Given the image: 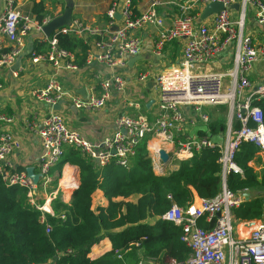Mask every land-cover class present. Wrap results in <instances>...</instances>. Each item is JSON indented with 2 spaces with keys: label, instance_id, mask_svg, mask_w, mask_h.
<instances>
[{
  "label": "built area",
  "instance_id": "1",
  "mask_svg": "<svg viewBox=\"0 0 264 264\" xmlns=\"http://www.w3.org/2000/svg\"><path fill=\"white\" fill-rule=\"evenodd\" d=\"M214 2L221 3L222 9L202 19L204 7ZM16 3L1 0L0 71L13 66L26 51V38L30 34L37 36L35 46L29 51L31 62H46L51 68L47 82L33 92L50 113L39 123L33 119L26 123L40 147L35 173L43 202H37V184L27 175V168L18 171L7 161L20 148L19 141L8 131L0 133V177L7 186L20 185L27 189L28 203L41 212L40 222L45 223L44 213H51V200H63V194L74 186L67 182L45 193L52 180L51 172L62 163L67 146L77 147L97 160L100 167L109 163L128 166L136 147L146 138H149L148 149L154 138L162 140L177 159L189 158L202 149L218 148L219 193L186 207L173 203L159 216L180 226V240L189 249L184 259L166 258L161 264H264V219L238 222L232 209L248 199V191H233L226 184L228 174H243L234 161L241 142L253 144L264 155L263 113L252 104L254 99L264 98V80L252 84L247 76L254 63L264 61V43L246 32L249 20L264 27V0H149L143 9H138L134 0H111L105 12L104 28L75 19L54 29L50 36L44 34L43 28L53 17L37 18L19 10ZM234 3L238 4L237 9L232 7ZM58 35L82 40L87 46V67L96 63L110 70V74L99 78L98 94L82 98L63 88L60 75L64 71L74 72L78 67L74 53L59 45ZM145 47L150 60L134 80L152 84L157 97V113L153 118L142 114L140 101L129 98L126 91L128 59L140 55ZM223 62H229L230 67L219 71L217 66ZM113 94L119 97L114 107L117 112L112 118L113 128L98 142H91L70 128L63 115L53 109L67 97L75 108L99 110ZM209 104L227 106L221 142L207 135L190 134L192 127L206 125L208 114L203 108ZM11 120L0 112V122ZM235 121L239 127L233 129ZM151 149L155 150L151 153L152 169L158 172L161 149ZM200 219L209 224L207 228L199 225ZM249 222L254 224L248 226ZM46 226L47 233L49 226Z\"/></svg>",
  "mask_w": 264,
  "mask_h": 264
},
{
  "label": "trees",
  "instance_id": "2",
  "mask_svg": "<svg viewBox=\"0 0 264 264\" xmlns=\"http://www.w3.org/2000/svg\"><path fill=\"white\" fill-rule=\"evenodd\" d=\"M33 12L37 18L44 16L43 0L33 3ZM57 39L62 48L74 53L78 68L86 66L87 46L80 39L71 35H58ZM252 104L261 108L264 119V98L254 99ZM218 106L219 111L206 112L208 121L196 125L195 134L221 142L226 114L224 105ZM237 127L235 121L233 129ZM148 139L136 147L128 166L109 163L100 167L77 147H65L56 169L64 162L76 165L78 184L69 201L51 200L45 223L40 222L41 212L28 203L27 189L7 186L0 177V264H138L146 258H156L161 264L166 258L184 259L189 249L180 240V226L159 216L173 203L186 207L195 202V195L202 199L219 193V150L202 149L189 158H174L175 171L157 173L152 169ZM234 161L243 174H228L227 186L233 191L246 189L252 196L234 207L232 214L238 222L263 219L264 157L253 144L241 142ZM52 173L49 186L53 187L48 186L45 193L57 187L59 177ZM97 189L107 203L92 208L91 196ZM37 192H42L40 183ZM129 196L136 197L122 199ZM43 200L44 196L37 202ZM199 225L207 228L209 224L200 219ZM103 239L111 248L90 257L91 247Z\"/></svg>",
  "mask_w": 264,
  "mask_h": 264
},
{
  "label": "crops",
  "instance_id": "3",
  "mask_svg": "<svg viewBox=\"0 0 264 264\" xmlns=\"http://www.w3.org/2000/svg\"><path fill=\"white\" fill-rule=\"evenodd\" d=\"M38 1L39 0H17L16 6L22 12L36 16L33 12V3ZM110 1L111 0H54L53 10L49 15L51 18L60 16L64 12V8H66L68 2H71L70 20L76 19L90 26L104 28L106 25L105 12ZM48 2H50V0H43L44 14L46 13ZM148 2L149 0H134L138 9L145 8ZM246 32L264 43V27L258 26L253 20H249L246 25ZM36 38V34L27 36L26 51L16 59L13 66L0 71V83L2 84V88L0 89V112L12 118L9 123L0 122V133L3 131L10 132L20 143V148L8 156L7 161L15 169L20 168V170H23L32 167L34 173L38 165L40 147L36 135L27 129L26 123L31 119L39 123L50 113V109L45 104L36 100L33 92L44 86L51 74V68L46 62L40 61L36 64L31 62L29 51L31 47L35 46ZM140 55H142L141 59L136 60L132 65H128L126 68V91L129 98L131 97L140 101L142 105L140 112L147 118H153L157 113V97L155 90L152 88L150 81L140 84L134 80L136 73L150 60L147 47L143 49ZM229 67V62H223L220 66H217L219 71H225ZM108 74H110V70L95 63L90 67L84 66L83 68H78V70L74 72L64 71L60 77L61 84L68 93L73 96L84 98L90 94H98V80ZM247 76L252 84L263 81L264 61L259 60L254 63ZM111 97L112 98L106 102L105 107L99 110L75 108L71 100L66 97V99H64L65 103L60 105L57 111L63 115L66 124L70 128L81 133L87 140L98 142L105 134L110 133L113 128L112 118L117 112V108L114 107H116L119 97L115 94ZM203 110L208 112L210 108L209 106H205ZM189 111L192 117H195L191 108H189ZM191 133L195 134L194 127L191 128L190 134ZM153 141L160 143V148L170 155V161L166 164L163 171H175L178 165L173 161L175 157L171 152V148H167L165 142L155 138L150 142V145ZM149 150L152 151L151 148H149ZM259 154L262 155L261 153ZM262 156L264 157V155ZM94 162L96 163V161ZM60 170V173L55 175L59 177L57 186H62L67 182L72 185L78 184V168L76 165L66 163ZM58 171V169H55V172ZM71 192L72 190L66 191L63 194L64 199L61 200L64 202L69 201ZM247 193L248 196L246 197L250 198L252 193ZM92 196L93 198H100V204L107 203L106 198L99 189L95 190ZM135 197L136 196H129L122 199L134 200ZM194 197V201L197 202L198 197L196 195ZM98 204L99 202H96V206ZM110 248V242L107 239H103L91 247L90 256H98ZM141 262L142 264L159 263L156 258H146L141 260Z\"/></svg>",
  "mask_w": 264,
  "mask_h": 264
},
{
  "label": "water",
  "instance_id": "4",
  "mask_svg": "<svg viewBox=\"0 0 264 264\" xmlns=\"http://www.w3.org/2000/svg\"><path fill=\"white\" fill-rule=\"evenodd\" d=\"M222 7H223L222 4L218 2L208 3L202 11L201 18L203 19L209 14L218 12L219 10L222 9ZM232 7L237 9L238 4L234 3L232 4ZM70 8H71V2H68V5L66 6L64 12L60 16L52 18V20H50V22L46 26H44L43 31L46 36H50L51 33L54 31V29H57L60 26L68 24L71 18ZM141 58H142V55L133 56L129 58L128 65H132V63H134L136 60H139ZM64 103H65V100L58 101V103L55 106H53V109L58 110L60 108V105ZM151 152L154 153L155 150H152ZM158 156L161 160V166L159 167V172H162L166 164H168L170 161V155L165 150L161 149L158 151ZM95 161L97 162V160ZM26 173L30 178H32L35 184H38V179H39L38 174L34 173V169L32 167L27 168ZM74 186L77 187V185H74ZM246 196H248V193H246ZM217 216H219V214H217ZM253 224L254 222H249L247 225L252 226Z\"/></svg>",
  "mask_w": 264,
  "mask_h": 264
},
{
  "label": "rangeland",
  "instance_id": "5",
  "mask_svg": "<svg viewBox=\"0 0 264 264\" xmlns=\"http://www.w3.org/2000/svg\"><path fill=\"white\" fill-rule=\"evenodd\" d=\"M54 0H50V2H48L47 3V10H46V13L44 14V16H46V17H50V12L53 10V6H54ZM65 9V8H64ZM218 105H220V104H209V108H210V110H213L212 111V113H215V112H217V111H219V106ZM224 107H225V111H224V113L225 114H227V106H225L224 105ZM198 122V121H197ZM199 123V122H198ZM157 143V142H156ZM161 145V144H160ZM60 171L61 170H59L58 172H53L52 174H53V176H55L56 174H59L60 173ZM51 186V187H50ZM50 189L53 187V184H50ZM41 197H43V192H37V199L38 198H41ZM100 198H93V196H91V202H90V205H91V207L92 208H96V202H99V204H100ZM98 204V205H99ZM238 228V225L237 224H235V229H237Z\"/></svg>",
  "mask_w": 264,
  "mask_h": 264
},
{
  "label": "bare ground",
  "instance_id": "6",
  "mask_svg": "<svg viewBox=\"0 0 264 264\" xmlns=\"http://www.w3.org/2000/svg\"><path fill=\"white\" fill-rule=\"evenodd\" d=\"M164 142V141H163ZM149 145H150V143H149ZM166 145H167V143H166ZM151 148H153V149H161L160 148V143H156V141H153L152 143H151ZM167 148H169V146L167 145ZM97 163V162H96ZM165 171H162V172H157V173H164ZM75 188V186H73V188H72V190ZM239 229H241V228H239Z\"/></svg>",
  "mask_w": 264,
  "mask_h": 264
}]
</instances>
